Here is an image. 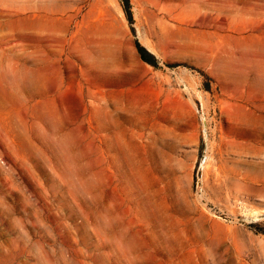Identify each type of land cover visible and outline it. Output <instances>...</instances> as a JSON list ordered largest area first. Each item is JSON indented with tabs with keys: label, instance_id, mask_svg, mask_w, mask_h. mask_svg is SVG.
<instances>
[{
	"label": "rangeland",
	"instance_id": "374dc122",
	"mask_svg": "<svg viewBox=\"0 0 264 264\" xmlns=\"http://www.w3.org/2000/svg\"><path fill=\"white\" fill-rule=\"evenodd\" d=\"M129 11L0 0V264H264V0Z\"/></svg>",
	"mask_w": 264,
	"mask_h": 264
},
{
	"label": "trees",
	"instance_id": "16d2710c",
	"mask_svg": "<svg viewBox=\"0 0 264 264\" xmlns=\"http://www.w3.org/2000/svg\"><path fill=\"white\" fill-rule=\"evenodd\" d=\"M118 2L125 14L127 21L130 22L131 16H130V11H129V0H118ZM134 47L140 59L146 61L150 65H153V66L156 65V61L153 55L150 54L147 50H145V48L141 46L136 40L134 41Z\"/></svg>",
	"mask_w": 264,
	"mask_h": 264
}]
</instances>
